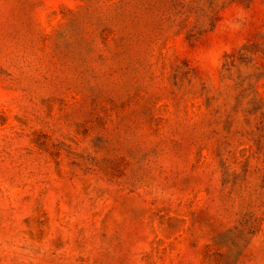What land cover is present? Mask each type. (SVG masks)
I'll return each mask as SVG.
<instances>
[{
    "label": "rangeland",
    "instance_id": "obj_1",
    "mask_svg": "<svg viewBox=\"0 0 264 264\" xmlns=\"http://www.w3.org/2000/svg\"><path fill=\"white\" fill-rule=\"evenodd\" d=\"M0 264H264V0H0Z\"/></svg>",
    "mask_w": 264,
    "mask_h": 264
}]
</instances>
